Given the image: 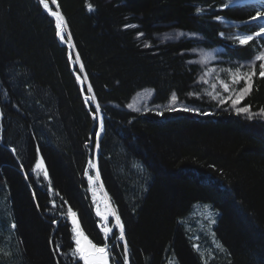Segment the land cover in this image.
Returning a JSON list of instances; mask_svg holds the SVG:
<instances>
[{
    "label": "trees",
    "instance_id": "16d2710c",
    "mask_svg": "<svg viewBox=\"0 0 264 264\" xmlns=\"http://www.w3.org/2000/svg\"><path fill=\"white\" fill-rule=\"evenodd\" d=\"M54 1L73 66L40 0H0V264H83L70 212L118 264H264V116L218 106L244 86L235 77L259 71L264 35L248 45L237 37L259 31L251 17L264 3ZM198 48L218 50L210 77L194 61ZM145 89L146 108H127ZM246 105L264 108L258 75L237 107ZM39 157L47 180L35 177ZM204 209L213 220L194 215Z\"/></svg>",
    "mask_w": 264,
    "mask_h": 264
},
{
    "label": "snow or ice",
    "instance_id": "6c2138e0",
    "mask_svg": "<svg viewBox=\"0 0 264 264\" xmlns=\"http://www.w3.org/2000/svg\"><path fill=\"white\" fill-rule=\"evenodd\" d=\"M40 2L43 4V7L45 9L48 8V4L45 2V0H40ZM89 10H93L92 5L89 4L88 5ZM201 11V9H197V12L199 13ZM53 16H56L57 21H62V17L60 16L59 13L57 12H53L52 13ZM217 19H219V17H217ZM251 20L253 22H256L258 20L260 21H264V11H258L256 13L255 16L251 17ZM133 27H135V25H133ZM256 27L259 28V31H255L253 32L252 35H244V36H239L237 37V39L239 40L240 45H248L250 41H253L254 37L255 38H260L262 36V34H264V23H257ZM58 37L61 38V40L64 39V32H63V28L61 26V23L58 22L56 24V33H55ZM69 39H71L69 37ZM145 47H148V45H145ZM77 59H79V57H77ZM256 59L258 61H264V54H261L259 56L256 57ZM82 67V65H81ZM237 72H239V69H237ZM259 76V78L264 79V63H260L259 64V71L257 73V71L255 69L244 73L243 75H239L237 77L234 78L233 83H240L241 81L244 82V86L242 88H240L239 90V95H237L235 98L233 97H225V98H221L218 101V106L219 105H224L226 103H228V101L231 102V106L232 108L235 109V112L237 115L240 114H247L249 119H252L254 116H264V108H260L258 113H253L251 112V105H246L244 107H237V105L241 102L242 99H244L247 95H249L253 89V77L255 76ZM79 79V77H78ZM223 88L225 92H228L229 89V85L227 83L223 84ZM91 89H89L90 91ZM189 95H193V93H189ZM213 99H216V97H213ZM171 100L173 102V104H175V102L178 100V97L176 95L175 92L172 93L171 95ZM99 105L96 106L95 111L99 112ZM186 113H194V114H198V115H210L211 113H207V112H203L200 109H196V108H191L188 106H183L182 109H180ZM167 111H177V109L175 107H170L167 109ZM160 115H163V113H158ZM95 118V117H94ZM101 128H103V124H101ZM96 136L99 137L100 136V132L96 133ZM97 147H99V145H96ZM89 163H91V161H89ZM71 215L73 217L76 216V213L72 212ZM97 215H102L99 211V209L97 210ZM108 213H104L103 214V218L105 220L108 219ZM115 220L117 222V226L119 227L120 230V237L119 239L121 241H123L125 239L124 237V224L122 222H120V216L116 215L115 216ZM55 222V221H53ZM212 223H215V221H212ZM73 224H76L75 219H73ZM12 227H15V224L12 225ZM111 229L110 228H105V233L110 232ZM72 232L75 233V236H73V239L75 240V244H76V248L75 251L73 253V255L78 254L79 255V259L82 260L84 262V264H109V252L107 251L108 249V245L105 244L103 247H98L96 244L92 243L91 240H89L87 242V246H82L81 244V235L82 233L79 231V227L75 226L72 228ZM128 248H127V244L125 243L124 245V252L127 253ZM125 264H127V262L125 261Z\"/></svg>",
    "mask_w": 264,
    "mask_h": 264
},
{
    "label": "rangeland",
    "instance_id": "374dc122",
    "mask_svg": "<svg viewBox=\"0 0 264 264\" xmlns=\"http://www.w3.org/2000/svg\"><path fill=\"white\" fill-rule=\"evenodd\" d=\"M234 1L235 2L236 1L237 2H246V1H250V0H234ZM45 2L48 4V8L45 9V10L50 14V12L53 11V9L50 7L51 6L50 4H52V1L51 0H45ZM42 7H43V4H42ZM259 23H264V21H259ZM262 35H264V34H262ZM217 52H218L217 49H211V50L205 49L204 50V49L198 48V49L194 50V56H195L194 61H195V63L197 62L199 66L206 67V69H207L206 78L210 77L209 76V71L214 68V66H213L214 62L218 60V57L216 56ZM262 54H264V51L262 52ZM69 56H70V54H69ZM70 59H71V64L73 66L74 65V60L72 59L71 56H70ZM261 62L264 63V61H261ZM78 77H79L78 80H79V82L81 84L80 76L77 74V78ZM213 84H214V82H213ZM215 84L213 85L214 87L216 86ZM221 88H223V85L221 86ZM151 94H152V90L151 89H145V90L140 91L139 93H137L131 99V101L127 105V108L132 109V110H143L144 108H146ZM235 94L237 96V95H239V92L237 91V92H235ZM84 101L87 104V106L95 104L94 103L95 100H94V98L92 96L91 97L90 96H86ZM170 104L173 105V102L170 103ZM100 117H101V112L99 111L97 113V116H96L97 121H99ZM34 173L36 175L35 176L36 179H38L40 176H42L45 180H47V178H48V174H47L46 168H45L44 163H43V161H42V159L40 157L37 159V162L35 164ZM96 198L99 199L98 196H96ZM203 208L209 209L208 207H203ZM98 209L101 212L100 208H98ZM197 209H199V208H197ZM207 209H204L203 212L194 213V215L196 217H200V216L204 215L206 219L213 220V213L211 214L210 211L207 210ZM67 217H68V220H69L70 225H71V227H70V229H71V239L73 240V245L72 246H74V248H76L75 240L73 239V236H75V233L72 232V228L75 227V226H78L79 227V231L82 233V235L80 237L82 246H87V242L89 241V239L87 238V236L84 234V232L80 228L77 217L76 216L73 217L71 215V213H69ZM73 219H75V221H76L75 225L73 224ZM196 219L198 221V218H196ZM106 234H108V233H106ZM98 247H100V246H98ZM107 251L109 252V264H111L112 263V261L110 259V251L111 250L107 249ZM77 256L79 257L78 254H77ZM82 263L84 264L83 261H82Z\"/></svg>",
    "mask_w": 264,
    "mask_h": 264
},
{
    "label": "bare ground",
    "instance_id": "6f19581e",
    "mask_svg": "<svg viewBox=\"0 0 264 264\" xmlns=\"http://www.w3.org/2000/svg\"><path fill=\"white\" fill-rule=\"evenodd\" d=\"M51 1H52V0H51ZM52 7H53V6H52ZM49 9H50V8H49ZM51 10H52V9H51ZM53 12H57V13H59V14H60V12L57 11V10H55V8H53V11L50 12V15H51L52 18L54 19L55 24H57L58 22L61 23V26H62V28H63V32H64V39L61 40L60 37H58V38H59V40H60L61 43H63L64 45L67 46L68 49H70V43H69V42L67 41V39L65 38V37H66V34H67V31H66V26H65L64 19H62V21H57L56 16H53V15H52ZM60 16H61V14H60ZM61 17H62V16H61ZM62 18H63V17H62ZM69 54H70V56L72 57V50H69ZM80 79H81V85H82V84L84 83V81H83L82 78H80Z\"/></svg>",
    "mask_w": 264,
    "mask_h": 264
},
{
    "label": "water",
    "instance_id": "95a60500",
    "mask_svg": "<svg viewBox=\"0 0 264 264\" xmlns=\"http://www.w3.org/2000/svg\"><path fill=\"white\" fill-rule=\"evenodd\" d=\"M50 15V14H49ZM51 16V15H50ZM52 17V16H51ZM63 44V43H62ZM64 45V44H63Z\"/></svg>",
    "mask_w": 264,
    "mask_h": 264
}]
</instances>
